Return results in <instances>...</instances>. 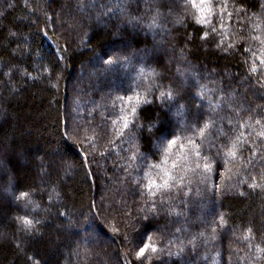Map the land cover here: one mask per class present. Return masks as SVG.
Returning <instances> with one entry per match:
<instances>
[{"label": "trees", "instance_id": "1", "mask_svg": "<svg viewBox=\"0 0 264 264\" xmlns=\"http://www.w3.org/2000/svg\"><path fill=\"white\" fill-rule=\"evenodd\" d=\"M114 3L0 0V194L10 172L15 188L30 191L39 204L25 207L24 201L4 196L0 264H141L136 252L141 242H149L148 236L158 251L149 250L143 264H264V258L256 259L264 257L256 249L264 248V190L248 187L253 177L264 184V143L258 135L264 128L255 124L256 119L264 124V0H211L216 15L207 25L193 18L190 0H148L152 8L144 0H126L123 15L116 7L105 15ZM224 5L221 21L219 6ZM156 7L161 15L154 32L128 23L131 17L151 23ZM45 11L55 13V31L45 29ZM12 32L20 41L27 37L29 54H13L17 41ZM205 32L207 39H201ZM121 51L147 52L145 68L150 65L159 74L155 82L172 84L182 93L195 92L190 74L199 73L208 99L222 105L215 115L223 131L228 136L244 133L239 159L228 166L231 173L217 159L219 178L214 171L201 182L200 171L190 170L194 164L181 168L180 161L172 169L170 158L164 167L184 187L158 194L163 203L155 213L149 211L147 179L141 185L134 181L150 173L160 183L161 174L137 167L142 165L137 153L149 152L146 140L127 142V130L125 136L118 135L120 117L129 105L117 99L132 95L133 76L141 95L153 80L147 71L137 74V59L127 71L104 72L99 57ZM253 61L256 73L250 71ZM9 69L11 74L5 75ZM26 72L37 78L29 79ZM148 108L152 111H144ZM140 111L141 123L160 112L155 104ZM213 139L218 145L227 142L223 136ZM133 155L136 160L130 159ZM159 162L149 155L150 164ZM26 214L41 220L34 235L20 231L16 222ZM220 215L227 221L223 227L215 223ZM66 217L74 228H67ZM249 227L254 239L244 241L242 234ZM193 238L195 250L189 243ZM181 241L184 252L169 256Z\"/></svg>", "mask_w": 264, "mask_h": 264}, {"label": "snow or ice", "instance_id": "2", "mask_svg": "<svg viewBox=\"0 0 264 264\" xmlns=\"http://www.w3.org/2000/svg\"><path fill=\"white\" fill-rule=\"evenodd\" d=\"M154 2L155 0H153V3ZM172 2L174 3L175 0H172ZM144 3L148 8H152V5L148 3V0H144ZM190 3L191 7L196 11L193 18L196 19L199 24L207 25L210 23V18L213 15H216L211 0H199V2H197V0H190ZM124 5H126V0H115L114 5L109 6L107 12L104 14L107 15L109 12H112V7H116L119 10V14L123 15L126 10ZM219 7L221 8L219 19L223 21L226 5ZM154 11L155 15L152 17L151 23L144 24L141 17H131L128 20V23L133 28H146L148 31L154 32L155 28L159 27L156 17L161 15L159 7H156ZM54 15L55 13L49 14L45 11V19L43 20L45 29L51 28L52 31H55V28L53 27ZM115 15L116 13H113V16ZM231 16L232 13H228L229 21L231 20ZM212 31H216L215 27H213ZM43 34L46 38L52 39L47 30H44ZM11 36L17 41L16 50L13 54L15 55L16 52H21V54L25 55L29 54L27 50V37H24L23 41H20L16 32H12ZM207 36L208 33L205 32L201 36V39H207ZM256 39H259V37H256ZM220 43H223V41ZM261 43L264 44V41H261ZM228 46L231 47L230 44ZM64 50L66 51L67 49L65 48ZM245 51H249V49H245ZM147 55V52L138 54L135 51L128 53L121 51L111 54L107 59L99 57V62L103 65V71L107 73L117 72L121 69L127 71V69L133 65V60L137 59L139 63L137 74L142 76L145 71H147L153 80L152 83L145 86L144 94L141 95L139 91L141 85L135 82V76H133L135 88L130 87L129 89V91L132 92V95H127V93H125V95H118L117 99L121 101V103H127L129 105L127 111L123 112L120 117L123 123L118 130V135L125 136V130H127L128 136L130 137L127 142L135 143L138 139L146 140L149 146V152L148 154L137 153L142 162V165L138 164L137 167H142L143 169H157L161 174L160 183H157L156 180L152 179L150 173L146 177H142L141 180L134 181L137 185H141L142 180L147 179V184L144 186L147 189V195L152 198L149 205V211L155 213L158 204L163 203L162 195L159 201L156 199L158 194H170L174 186L184 187L182 183L177 184L173 171H170L168 167H164L165 165H168L170 158L173 159V163L171 164L172 169H176L180 161H182V163H179L181 168H190V165L194 164L195 168H190V170L200 171L202 176L201 182H206L207 178L210 177L214 171L217 178H219L220 173L217 170L216 165L217 159L220 161V166L226 168L231 173L232 169L228 166L236 163L239 159L238 153L241 151L240 145L243 143L241 137L244 136V133L240 132L233 136H228L227 132L223 131V125L218 122V118L215 115L217 108L222 107V105L213 104V102L208 99L205 93L206 85L201 83L199 73L190 74L192 87L196 89L195 92L182 93L181 90L177 89L172 84L165 86L162 83L155 82V78L159 74L154 68H151L150 65L147 69L145 68V57ZM252 55L255 56L256 53L253 52ZM260 64L264 65V54H262L260 58ZM177 71L179 72V69H177ZM250 71L252 73L257 72L255 61H253V66ZM4 74L10 75L11 69ZM25 74L29 79L37 78L33 77L31 73L26 72ZM187 82L188 81L185 80V83ZM150 96L151 98H149ZM219 99L222 100L223 97L221 96ZM152 104H155L160 112L154 114L152 117H147V123H141L140 116L143 115V112H141L140 109L144 105ZM185 105H188V107L186 108ZM144 111H152V109L148 108L144 109ZM161 114L163 115V119H161ZM165 124H167V128L165 127ZM255 124L264 128V124L261 123L260 119H256ZM229 125H231L230 120ZM240 126L244 127L243 124ZM248 126L251 127V125ZM230 130L235 131L231 128ZM67 134L68 133L65 132V135ZM137 134H139V136H137ZM258 135L261 138L260 142L264 143V131L259 132ZM221 136L226 137L227 142L218 145L213 138L219 139ZM202 148L204 151L201 150ZM213 149H215L214 155L212 154ZM149 155L159 157L160 162L150 164ZM130 159L136 160V155L131 156ZM249 163H251V161H249ZM41 167L43 168V165ZM0 170H3V166H0ZM261 176L262 179H264V173H262ZM180 180L182 181L183 177H180ZM242 182L247 183V180L245 179ZM248 187L251 189L261 188L264 190V184L257 183L255 177H253L251 183H248ZM53 192H55V189H53ZM240 194L244 195L243 192ZM5 195L11 197L13 202L24 201L25 207L29 204L39 207V204H36L32 199V193L30 191H20L18 188H15V178L10 172L8 173L7 187L4 188L3 193L0 194V204L4 203ZM59 215L65 216V213L60 212ZM177 215H180V213H177ZM66 221L68 229L74 228L71 217H66ZM16 222L19 225L20 231L34 235L39 231L37 226L41 223V220L30 217L26 214L24 216H17ZM215 223L218 224V226L223 227L227 224V221L224 219L223 215H220L219 220ZM177 231H179V229H177ZM216 232L217 228L216 226H213L211 228V239L215 240L217 238ZM201 235H203V233H201ZM241 238L244 241H251L254 239L252 228H247ZM151 239L152 237L148 236L147 240L149 242H141V245L138 246L136 259L140 260L141 264H143V259L149 250L152 253L158 251L157 247L151 243ZM195 239L196 238H193L189 241V243L192 244L193 250H195L196 247ZM205 239H207V237ZM172 243L173 241L170 240L169 245ZM248 247H252L251 243L248 244ZM256 249L257 253H264V248L259 245L256 246ZM183 252L184 246L181 241V245L178 246L177 251L175 253L169 252L168 255H176L179 257ZM261 258L264 257L260 255L256 256V259ZM205 259H207V257H205Z\"/></svg>", "mask_w": 264, "mask_h": 264}, {"label": "rangeland", "instance_id": "3", "mask_svg": "<svg viewBox=\"0 0 264 264\" xmlns=\"http://www.w3.org/2000/svg\"><path fill=\"white\" fill-rule=\"evenodd\" d=\"M150 32V31H149ZM109 244V243H108Z\"/></svg>", "mask_w": 264, "mask_h": 264}]
</instances>
